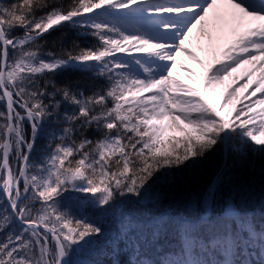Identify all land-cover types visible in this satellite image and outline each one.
Masks as SVG:
<instances>
[{
	"label": "snow or ice",
	"instance_id": "1",
	"mask_svg": "<svg viewBox=\"0 0 264 264\" xmlns=\"http://www.w3.org/2000/svg\"><path fill=\"white\" fill-rule=\"evenodd\" d=\"M222 4L228 10L210 19ZM62 22L96 43L73 41L64 55L47 52L46 59L39 42ZM194 30L210 45L231 36L203 79L180 60L183 53L204 63L187 46ZM245 65L252 68L243 83L222 94L219 86ZM69 69L92 73L106 87L86 94L79 82L52 78ZM241 88L251 90L241 97ZM0 103V264H104L97 255L121 264L125 252L133 257L128 264H253V249L255 264H264V220L257 227L232 198L215 221L164 213L145 223L124 214L129 198L159 202L150 183L157 173L171 177L219 144L223 163L203 195L207 213L229 157L246 158L251 146L264 154V0L0 3ZM110 205H117L114 220ZM169 232L177 243H159Z\"/></svg>",
	"mask_w": 264,
	"mask_h": 264
},
{
	"label": "trees",
	"instance_id": "2",
	"mask_svg": "<svg viewBox=\"0 0 264 264\" xmlns=\"http://www.w3.org/2000/svg\"><path fill=\"white\" fill-rule=\"evenodd\" d=\"M13 0H0V3L10 5ZM58 5L67 7L72 0H54ZM38 15H44L43 10H39ZM63 27L54 26L55 30H50L45 33L40 40L43 54L45 58L47 52H52L57 56L64 55V52L72 46L75 41L81 48H87L96 43L94 38L83 34V30L75 27L67 22H62ZM16 35H23V29H16ZM66 58V57H65ZM92 73L84 72L75 69L60 71L52 77L57 83L79 82L85 85L86 94L94 88L106 87L103 80L92 79ZM147 96V94H144ZM111 101H109V105ZM239 105V102H236ZM4 110V105L0 103V111ZM62 110L73 111L69 105H64ZM63 125H49L59 132ZM30 132V128H28ZM98 134L89 132L90 137H95ZM46 143L45 138L38 140L39 145ZM255 146H251L247 150V156L244 157H229L227 163L229 170L224 174L225 179L219 186V193H216V199L209 212L203 205V195L213 181L216 172L222 166V146L217 145L216 148L206 154V158L199 162L187 166H182L180 169L174 170V175L168 178L156 174L153 184L156 191L160 193V200L156 204L149 203L147 205L137 203L136 198H129L126 201L124 214H130L134 220L140 222H149L164 213H168L171 217L186 218L190 221H199L206 214L210 221L217 220L223 215L225 201L232 198L237 210L242 214H254L257 219V227L259 222L264 220V154L254 150ZM3 193L0 192V198ZM87 199L94 200L95 197L88 196ZM6 204V201H3ZM2 206V205H0ZM117 205H110L105 211L109 214V219L114 220L117 216ZM18 223V222H17ZM111 225H109L110 227ZM233 232L238 231L237 225L233 223ZM245 237L247 233H243ZM207 239V237H205ZM159 243L170 244L177 243L176 239L169 232L164 236ZM121 248L125 245L122 242ZM167 250V248H166ZM248 253L245 252V255ZM83 258V257H82ZM96 259L104 261V264H111V258L104 255H97ZM121 264H128V261L133 257L125 252L120 255ZM141 258H148L142 256ZM253 264L259 259L255 249L251 251Z\"/></svg>",
	"mask_w": 264,
	"mask_h": 264
},
{
	"label": "rangeland",
	"instance_id": "3",
	"mask_svg": "<svg viewBox=\"0 0 264 264\" xmlns=\"http://www.w3.org/2000/svg\"><path fill=\"white\" fill-rule=\"evenodd\" d=\"M228 10L227 5H218V8L215 12L210 13V19L214 16H216L219 13H224ZM213 36L216 37L217 33L213 30ZM231 42V36H228L223 41H217L210 45L208 39L206 36H202L199 30H194L192 37H190L189 41L187 42V46L190 47L197 55L199 60H202L204 63L200 64L197 62V60L185 55L181 54L180 60L182 64H186L188 67L192 68L194 70L195 76L199 79H203L204 73L206 69L212 65L213 63H217L219 59L222 58V52L224 48ZM252 68V65H245L244 67L240 68L236 72L233 73L231 77H228L227 80L223 85H220V91L221 93H225L229 87L234 86L238 83H243V77L246 74L247 70H250ZM177 75L184 79L188 83H193L191 79H189V74L185 72L182 68H177ZM237 77H241V80H237ZM259 78V73H256L252 76L251 81L249 82L254 86V82ZM251 89H240V96L243 97L245 95L246 91H250ZM147 95H150V93H145ZM259 95V94H258ZM251 99H255V97H252ZM236 102H239L238 100ZM248 101L245 100L244 103H247ZM264 138V137H262ZM219 193V188H218ZM105 229L107 230L109 228V224L104 225Z\"/></svg>",
	"mask_w": 264,
	"mask_h": 264
}]
</instances>
